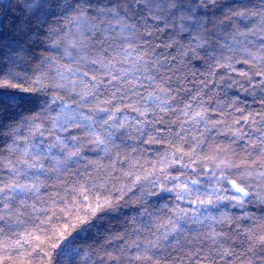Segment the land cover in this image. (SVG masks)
<instances>
[{
	"label": "trees",
	"instance_id": "obj_1",
	"mask_svg": "<svg viewBox=\"0 0 264 264\" xmlns=\"http://www.w3.org/2000/svg\"><path fill=\"white\" fill-rule=\"evenodd\" d=\"M3 85L0 264H264V0H0Z\"/></svg>",
	"mask_w": 264,
	"mask_h": 264
},
{
	"label": "snow or ice",
	"instance_id": "obj_2",
	"mask_svg": "<svg viewBox=\"0 0 264 264\" xmlns=\"http://www.w3.org/2000/svg\"><path fill=\"white\" fill-rule=\"evenodd\" d=\"M77 2H80V0H77ZM156 2V0H144V5L146 8H148L150 10V6L153 5L154 3ZM169 3H171L172 7L175 8L177 6H179L181 0H168ZM140 4V0H135V5L136 6H139ZM105 11H108V12H112L114 15H116L117 17L119 16V11H117V6L114 5L112 8H108V9H104ZM126 12V10H124ZM190 11V9H189ZM95 63V62H93ZM85 75H87L85 73ZM93 79H95V77H93ZM113 79H115V77H113ZM8 85H3V86H0V87H7ZM150 99H154L152 97H150ZM12 100L13 101H16V97H12ZM99 111L101 112H104V111H107V109H100ZM105 123H107V119H105ZM95 143L97 144H103L104 141L103 140H97L95 141ZM74 147H78V145H74ZM63 150V149H62ZM73 155H75V153H73ZM173 179H176V178H173ZM224 179H227L226 177ZM192 185H198L199 184V181L198 180H191L190 181ZM15 187H19L21 188V190H23V186H15ZM231 187L233 190H235L236 192L238 193H244V195H247V193L245 192V189L242 188V187H239L236 182L233 180L231 181ZM185 188H187V184H185ZM4 189H0V192H3ZM169 191H171V189H169ZM196 191H199V189H196ZM218 200H223L225 199V197L223 196H219L217 197ZM200 204H208V205H212L214 204V201H212L211 199H208V200H200L199 201Z\"/></svg>",
	"mask_w": 264,
	"mask_h": 264
},
{
	"label": "rangeland",
	"instance_id": "obj_3",
	"mask_svg": "<svg viewBox=\"0 0 264 264\" xmlns=\"http://www.w3.org/2000/svg\"><path fill=\"white\" fill-rule=\"evenodd\" d=\"M234 192H236L235 190H233ZM236 193H238V192H236Z\"/></svg>",
	"mask_w": 264,
	"mask_h": 264
}]
</instances>
